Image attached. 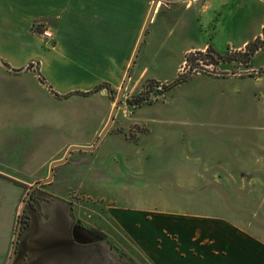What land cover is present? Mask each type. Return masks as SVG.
<instances>
[{"label": "rangeland", "instance_id": "rangeland-1", "mask_svg": "<svg viewBox=\"0 0 264 264\" xmlns=\"http://www.w3.org/2000/svg\"><path fill=\"white\" fill-rule=\"evenodd\" d=\"M154 2L149 0L147 22ZM157 7L141 56L152 47L154 40L156 46L166 41L169 48L176 49V58L170 66L150 72L162 84L170 83L188 70L181 61L185 60L184 49L211 45L219 53H234L245 50L246 47H234L246 40L250 43L259 37L264 39V0H159ZM207 68L212 72L200 73L175 90L165 94L154 90L142 108L131 107L127 101L139 96L149 79L146 77L134 87L135 82L130 78L116 113L120 125L136 108H141L136 113L144 117L169 112L176 120L187 121L181 124L187 125L188 130L175 127L153 133L152 139L166 143L165 146L183 145L187 152H192L188 162L148 164L139 169V176H91L96 169L95 155L74 150L67 163L57 166L59 176H54V182L42 184L56 191L59 197L72 201L75 216L81 223L102 229L103 232H98L104 236L103 240H111L120 252L139 264L150 263L133 241L109 222V205L141 207L165 214L225 215L264 240V49L256 53L250 67L234 61ZM121 88L112 94L113 105L107 123ZM104 93L111 94L107 89ZM3 108L7 113L15 107L7 100L0 101V109ZM18 114V117H0L3 120L0 125V264H7L12 255L17 220L30 188L49 177L50 165L55 161L41 167L54 150L37 148L39 134L33 131L40 119L27 118L24 112ZM24 121L28 124L24 125ZM135 131L147 136L152 130L146 124L134 127L127 131L126 138L134 140ZM124 171L131 174L125 168ZM185 174L187 181L183 180ZM73 203L68 204L72 207ZM69 214V220L75 222L76 217L71 211ZM61 233L65 239L72 238L66 226ZM61 248L60 262L62 255L76 251L71 244L67 252H63L65 245ZM96 248L93 244V253ZM77 250L83 252L77 264H96L90 258V250L83 247ZM105 252L100 251L99 264L110 258ZM110 260L114 264L115 259Z\"/></svg>", "mask_w": 264, "mask_h": 264}, {"label": "crops", "instance_id": "crops-1", "mask_svg": "<svg viewBox=\"0 0 264 264\" xmlns=\"http://www.w3.org/2000/svg\"><path fill=\"white\" fill-rule=\"evenodd\" d=\"M148 7L149 0H0V101L10 100L15 107L7 113L0 109V117L24 112L27 118L40 119L33 131L39 134L37 148L54 150L41 167L72 146L91 147L104 130L112 94L123 86L145 30ZM45 28L52 30V41L42 35ZM207 47L184 49L182 56ZM142 48L132 71L134 87L146 77L158 81L151 70L167 68L177 55L166 41L156 46L154 40L143 56ZM105 83L111 90L95 92ZM105 89L111 94L105 95ZM141 108L121 125L116 115L96 149L88 151L96 157L91 176H139V169L148 164L188 162L192 152L183 145L165 146L152 139L155 132L188 130L181 124L187 121L169 112L144 117L136 113ZM144 124L152 130L149 135L135 131L134 140L126 138L127 131ZM57 194L53 191L55 200L66 201ZM107 217L150 264H264V240L225 215L165 214L109 205Z\"/></svg>", "mask_w": 264, "mask_h": 264}, {"label": "water", "instance_id": "water-1", "mask_svg": "<svg viewBox=\"0 0 264 264\" xmlns=\"http://www.w3.org/2000/svg\"><path fill=\"white\" fill-rule=\"evenodd\" d=\"M159 4V0H155L154 5L152 7L148 22L146 24L145 30L141 36V39L139 41L134 59L131 63V67L127 73V76L125 78L124 84L121 88L120 94L116 100L115 106L113 108V111L111 113L110 119L104 128V130L99 135L97 141L91 146V147H80V146H72L70 147L65 156L62 159L55 160L50 165V172L49 177L45 180L39 181L35 183L31 188L30 192L27 195L26 200L23 202V206L21 209V218L23 213L25 212V209L27 207L28 201L31 198L33 192L37 189L39 185L51 183L54 178L55 168L59 165L65 164L68 161L69 156L74 150L78 151H93L96 149L102 138L106 135L108 130L110 129L112 123L115 120L117 109L119 107V104L122 100L123 94L126 90V87L128 85V82L131 78V74L133 71V67L135 65V61L138 57V54L141 50L142 44L146 38L147 31L149 28V25L151 24V21L154 17L155 11L157 9V6ZM68 219H61L57 218L56 216L50 220L47 224H36L27 231L23 232L21 234V224L19 225V229L16 232V238L14 241V246L12 249V255L9 257L7 264H77V262L82 260L83 252L78 251L79 245H76L72 239L64 238L63 233H61V230L64 226H68V223L71 224ZM70 226V225H69ZM69 229V228H68ZM67 229V231H68ZM20 235H22L20 239ZM69 240V241H67ZM65 241V242H64ZM20 242V248H18V244ZM69 242V243H68ZM65 243V244H64ZM70 244L72 248H74V251L65 253L63 256L62 262L59 261L61 258L62 252V246L65 245V248L63 252H67L70 250Z\"/></svg>", "mask_w": 264, "mask_h": 264}, {"label": "flooded vegetation", "instance_id": "flooded-vegetation-1", "mask_svg": "<svg viewBox=\"0 0 264 264\" xmlns=\"http://www.w3.org/2000/svg\"><path fill=\"white\" fill-rule=\"evenodd\" d=\"M56 173L57 167L55 168L54 176L56 175ZM47 185L51 184L49 183L45 186ZM42 186L43 187H37V189L33 192L31 198L28 201L25 212L22 215V218L20 217L21 215H19L18 217L17 231L19 229V225L21 224V234H23L26 229H30L38 223L47 224L55 216L61 219H68L67 217H70V211L75 216V205L72 201L66 200L62 203H59L53 197V191L50 189H46L44 185ZM69 202L73 203L72 207L68 204ZM56 212L58 216L55 215ZM77 220V217L75 222L69 220L71 224L68 223L67 226V229L69 228V231L72 235L71 239L76 245L90 250L92 252L90 258L95 259L96 264H99L98 255L103 249L104 251H106L105 253H107L108 257L115 259L114 264H139L135 260L129 259V257H127L125 253L120 252L111 240H103L104 236L98 232H103L102 229L96 226L85 225L79 220ZM93 244L97 246L96 251H94V253L92 249ZM110 258L106 259V262L101 261V263L113 264V260L111 261Z\"/></svg>", "mask_w": 264, "mask_h": 264}, {"label": "trees", "instance_id": "trees-1", "mask_svg": "<svg viewBox=\"0 0 264 264\" xmlns=\"http://www.w3.org/2000/svg\"><path fill=\"white\" fill-rule=\"evenodd\" d=\"M262 49H264V39L259 37L255 41L248 43L245 50L242 52L233 53L232 51H229L222 54L215 50L211 45H209L205 51L190 52L185 56V68L188 69L186 70V72H181L173 81L167 84H162L154 79L147 80L143 85V89L140 95L132 97L127 101V103L131 107H141L149 101L150 94L153 93V91L156 89L158 93L165 94L169 90H172L175 87L188 82L192 78L198 76L200 73L212 72L208 70L207 66H219L221 63L239 61L240 63H244L247 67H250L253 62L254 56L258 51ZM30 67H32V64L28 66V68ZM37 73L41 81L43 83H46L45 78L39 71V68H37ZM104 87L111 90L110 86L105 83L97 86L95 92L100 91Z\"/></svg>", "mask_w": 264, "mask_h": 264}, {"label": "built area", "instance_id": "built-area-1", "mask_svg": "<svg viewBox=\"0 0 264 264\" xmlns=\"http://www.w3.org/2000/svg\"><path fill=\"white\" fill-rule=\"evenodd\" d=\"M42 35L49 41H52L54 39V34L49 28H45L42 32Z\"/></svg>", "mask_w": 264, "mask_h": 264}]
</instances>
